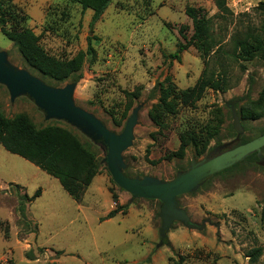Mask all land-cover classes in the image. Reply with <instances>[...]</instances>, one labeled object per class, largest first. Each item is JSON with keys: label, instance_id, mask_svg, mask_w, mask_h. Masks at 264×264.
<instances>
[{"label": "rangeland", "instance_id": "obj_1", "mask_svg": "<svg viewBox=\"0 0 264 264\" xmlns=\"http://www.w3.org/2000/svg\"><path fill=\"white\" fill-rule=\"evenodd\" d=\"M260 2L264 0H227L233 15L223 16L214 0H111L90 31L93 10L77 2L4 0L5 28H31L44 49L60 59L84 52L82 76L77 81L43 79L25 64L1 25L0 52L7 65L50 88L71 86L74 103L116 134L136 111L121 168L127 177L157 186L264 135V60L241 61L231 55L232 38L250 24L259 26ZM189 6L211 19L222 47L207 67L216 74L225 70L230 88L207 89L194 108L175 99L171 114L159 105V88H191L206 66L196 45L174 56L193 34ZM89 36L92 52L87 54ZM0 112L7 117L24 114L39 129L73 133L92 145L98 161L97 173L76 200L57 178L0 146V264H264V252L256 260L248 256L256 247L264 251V146L179 190L173 198L189 222L175 220L164 230L163 201L121 188L108 169L106 145L84 126L49 117L27 94L13 98L3 82ZM205 128L213 138L200 135L202 147L194 145L191 135ZM181 135L188 146L180 158L171 154L179 150ZM18 193L29 197L26 221L17 212ZM111 210L117 214L107 218Z\"/></svg>", "mask_w": 264, "mask_h": 264}, {"label": "trees", "instance_id": "obj_2", "mask_svg": "<svg viewBox=\"0 0 264 264\" xmlns=\"http://www.w3.org/2000/svg\"><path fill=\"white\" fill-rule=\"evenodd\" d=\"M4 0H0V25L3 34L14 42L18 48L25 64L37 71L43 79H50L57 82H64L70 78L79 80L81 69L85 59V53L80 52L77 56L64 60L49 54L40 44L39 36L29 27L18 30H11L4 27L6 20L2 18ZM81 4L83 9L93 10L90 22V31L97 21L100 20L111 0H71ZM221 15H233L227 0H214ZM262 18L259 26L250 24L246 30L238 32L233 38L234 59L249 61L253 59L264 60V2H260ZM186 14L193 23V34L185 44H180L174 56L187 49L191 45H196L206 58V66L197 80L196 84L184 90H177L173 85L160 87L159 105L164 112L174 114L176 112L175 99H179L182 104L189 107H196V103L202 98L207 89L223 91L230 88L226 71L218 74L211 71L207 66L212 54L221 49V42H218L212 32L211 19L200 8L189 6ZM92 37H88L87 54L92 52ZM214 51V52H213ZM243 67V66H242ZM152 119L159 121L157 115L150 114ZM260 116V115H259ZM202 135L213 138V134L205 128L200 134H192L191 141L202 147V142L197 141V137ZM181 137V145L178 151L172 156L184 157L187 149V141ZM207 139V140H208ZM248 142V141H244ZM206 145V144H205ZM0 146L7 151L19 155L26 160L39 166L47 173L57 178L63 188L76 200H79L98 170V161L92 145L89 142L82 143L73 133L47 127L39 129L33 121L24 114H17L7 117L0 112ZM204 152V149L201 148ZM201 152V153H203ZM169 156L168 158L172 157ZM18 187L17 184H15ZM38 193L32 198L37 197ZM17 212L26 221V203L29 200L27 194L18 193ZM117 214V210H111L107 218H112ZM263 248L256 247L249 251L251 260H256L263 255Z\"/></svg>", "mask_w": 264, "mask_h": 264}, {"label": "water", "instance_id": "obj_3", "mask_svg": "<svg viewBox=\"0 0 264 264\" xmlns=\"http://www.w3.org/2000/svg\"><path fill=\"white\" fill-rule=\"evenodd\" d=\"M0 82L8 85L12 97L27 94L33 98L40 107L48 112V116H56L71 120L84 126L93 136L101 140L107 147L106 162L114 181L124 190L135 196L143 198H159L163 201L161 208L162 229H167L175 220L189 222L184 210L177 208L176 193L195 186L206 174L221 169L244 155L264 146V135L247 143L241 144L212 159L192 166L172 181L159 183L157 186L147 185V181L131 179L122 171L121 152L131 144L133 127L136 122V111L127 120L121 134L110 130L100 119L78 107L71 98L72 87L53 89L33 78L26 71L18 70L6 63V55L0 52ZM234 124L238 132V116L233 109Z\"/></svg>", "mask_w": 264, "mask_h": 264}]
</instances>
